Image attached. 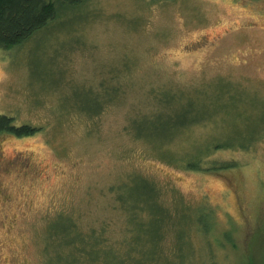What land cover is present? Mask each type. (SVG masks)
Returning a JSON list of instances; mask_svg holds the SVG:
<instances>
[{"label":"rangeland","instance_id":"obj_1","mask_svg":"<svg viewBox=\"0 0 264 264\" xmlns=\"http://www.w3.org/2000/svg\"><path fill=\"white\" fill-rule=\"evenodd\" d=\"M73 1L0 48V114L39 129L0 136V264H64L71 248L51 235L70 221L121 242L132 220L116 190L125 182L132 208L142 177L168 211L160 264H264V0ZM91 94L97 114L84 110ZM165 94L192 100L198 123L139 136L135 121L166 111ZM162 219L134 232L149 242Z\"/></svg>","mask_w":264,"mask_h":264},{"label":"trees","instance_id":"obj_2","mask_svg":"<svg viewBox=\"0 0 264 264\" xmlns=\"http://www.w3.org/2000/svg\"><path fill=\"white\" fill-rule=\"evenodd\" d=\"M70 3L76 6L73 0H70ZM65 4V0H0V48H12L30 39L58 18ZM91 93L93 92L91 91ZM93 94H91L93 97L84 109L89 114H97L102 110L101 106H97L96 97ZM173 100V95L165 94L162 101L166 111H160L153 118L148 119L145 117L135 121L136 133L151 140L165 141L164 139L171 138L180 131L198 123L195 119L196 114L192 100H188L179 108L172 105ZM14 121L13 117L0 114V136L27 137L33 136L39 131L38 128L29 125L17 126ZM186 169L192 170L194 165L187 163ZM212 169L214 168L212 167ZM214 170L220 169L215 168ZM124 183L116 190V202L119 205L118 207L127 213V218L132 220V223L128 221V236L121 242H112L105 237L107 231L105 224H102L99 229L91 228L83 231L76 221H70L69 224L62 225L59 230H55L51 235V239L55 238L50 245L55 244L59 249L71 248L70 253L66 256L57 253V260H63L64 264H81L78 261V255L80 256L83 253L87 258L95 259V263L89 264H108V262L113 261V258H120L124 262L123 264H126V256L129 257V264L169 262L168 259L166 261L159 248L162 240V229L168 216V211L159 200V189L153 181L142 177L129 197L133 201V206L130 208L126 201L127 196L122 190ZM141 202H147L146 210H144V205H141ZM155 217H164V219L160 222L153 237L147 242L143 240L140 232H134V225L136 223L140 224L142 219ZM180 221L190 223L183 218H180ZM184 231L182 229L178 235L179 245L175 251L176 260L183 259L185 255L183 240L186 236ZM129 240L133 245L130 254L129 252L126 253ZM117 244L119 245L117 246ZM121 245L125 250L124 252L120 251Z\"/></svg>","mask_w":264,"mask_h":264}]
</instances>
